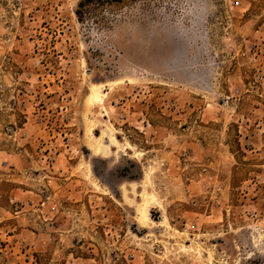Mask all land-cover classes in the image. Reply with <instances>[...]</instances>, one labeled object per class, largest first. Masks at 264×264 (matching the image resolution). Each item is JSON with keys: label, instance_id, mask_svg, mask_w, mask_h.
<instances>
[{"label": "rangeland", "instance_id": "rangeland-1", "mask_svg": "<svg viewBox=\"0 0 264 264\" xmlns=\"http://www.w3.org/2000/svg\"><path fill=\"white\" fill-rule=\"evenodd\" d=\"M250 257L264 0H0V264Z\"/></svg>", "mask_w": 264, "mask_h": 264}, {"label": "bare ground", "instance_id": "bare-ground-1", "mask_svg": "<svg viewBox=\"0 0 264 264\" xmlns=\"http://www.w3.org/2000/svg\"><path fill=\"white\" fill-rule=\"evenodd\" d=\"M88 97H89L90 100H93L94 102L100 100V97H99L98 93L96 94V91L92 90V89L90 90V94H89ZM92 152L94 153V151H92Z\"/></svg>", "mask_w": 264, "mask_h": 264}, {"label": "built area", "instance_id": "built-area-1", "mask_svg": "<svg viewBox=\"0 0 264 264\" xmlns=\"http://www.w3.org/2000/svg\"><path fill=\"white\" fill-rule=\"evenodd\" d=\"M241 261L239 262V264H255L256 263V259L255 258H243L240 259Z\"/></svg>", "mask_w": 264, "mask_h": 264}, {"label": "trees", "instance_id": "trees-1", "mask_svg": "<svg viewBox=\"0 0 264 264\" xmlns=\"http://www.w3.org/2000/svg\"><path fill=\"white\" fill-rule=\"evenodd\" d=\"M85 2L87 1V2H90V1H92V0H84ZM107 1H109V2H117V1H119V0H107Z\"/></svg>", "mask_w": 264, "mask_h": 264}]
</instances>
